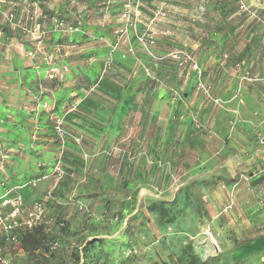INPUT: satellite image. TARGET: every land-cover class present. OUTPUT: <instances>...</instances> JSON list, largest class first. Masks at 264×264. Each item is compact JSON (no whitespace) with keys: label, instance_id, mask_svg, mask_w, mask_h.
Here are the masks:
<instances>
[{"label":"rangeland","instance_id":"374dc122","mask_svg":"<svg viewBox=\"0 0 264 264\" xmlns=\"http://www.w3.org/2000/svg\"><path fill=\"white\" fill-rule=\"evenodd\" d=\"M236 1L208 0L215 30L204 31V19L176 20L189 0H139L120 34L126 0H19L25 30L0 110V197H19V227L0 231V264H264V159H240L264 149V0ZM53 15L73 31L52 28ZM143 31L153 44L138 42ZM36 53L68 71L49 79ZM133 71L149 101L112 108Z\"/></svg>","mask_w":264,"mask_h":264},{"label":"crops","instance_id":"0c3cea01","mask_svg":"<svg viewBox=\"0 0 264 264\" xmlns=\"http://www.w3.org/2000/svg\"><path fill=\"white\" fill-rule=\"evenodd\" d=\"M14 1L11 2V3L5 4L3 6V10H10V11L13 12L14 21L16 22L15 24H10L0 14V28L2 30V34L0 35V95H1L0 96V110L5 112V113H7L8 109L4 110V108H2V106H1L2 99L4 100V99L8 98L6 96L7 95L6 90H8L6 85L8 83L5 84V82H4L5 81V74H4L5 67L7 66L9 61L11 62V61H14L15 59H19V31L21 32V34H23L24 30H25V28H23L24 24L21 23L20 20H19V15H21V14L24 15V13H25L24 12L25 10L22 9V8H24V4H20V6H21L20 7L19 6V0H16L15 2ZM83 1H86V0H83ZM91 1L98 2L99 0H91ZM207 1L208 0H189V2H192L191 13L189 14V16L184 18L182 13L176 14V20L179 21V25H182V27H185L184 24L189 22V21H198V22H201V23L206 21L207 24H199L198 23V25H200V30L203 29L204 31H210L211 28L213 30H215L214 21L212 22V24L209 23L212 20V17L210 16L209 13H207V5L205 4ZM239 1L240 0L236 1L237 4H238ZM244 1H246V3L248 2L249 4L254 3V5H258V3H260V2L255 1V0H244ZM182 4H183V1H182ZM62 10L64 11V14H66V15H69L71 13V11H70L71 8H67L66 5H62ZM51 11H53L54 14H57L59 12V7L58 6L56 7L54 5V8L51 9ZM99 11L100 12L96 11V13H94V14L97 15V13H102V18H103V16L105 17V16H108L110 14V13L109 14H105L103 12V9H100ZM111 12H112V10H111ZM87 16L88 15L86 14V17ZM109 16L106 17V20L109 19ZM92 17H93V15H92ZM202 19H204V21ZM214 19H219V17L218 18H214ZM99 20L100 21H97V22H99L98 25L101 26L102 25L101 24V20L102 19H99ZM221 20L222 19L220 18V21ZM97 22L96 23H92L91 25H97ZM19 23H21V24L19 25ZM37 25H39V24H37ZM107 26L108 25L105 24V25H103V28L106 29ZM115 27L117 28L118 25L117 24L114 25L112 27V29L115 28ZM166 32L169 33L170 31L167 30ZM44 38L45 37H43V39ZM43 41L44 40H42V42ZM30 43L33 44L32 41ZM183 45H185V43ZM188 45L190 46L192 44L188 43ZM30 46L31 45H27V46L22 47V48L27 49V47L30 48ZM182 47H184V46H182ZM47 52H54V50L53 49H48ZM120 53L121 52L118 51V50L115 53V58H118V60H120L119 59L120 58ZM34 58L35 59H39V61L43 62L42 54L39 55L38 53H36V57H34ZM28 59H29L28 63L32 64L33 60L31 58H29V57H28ZM130 59L131 60H129V61H131V63H132L133 58L130 57ZM61 64H68V63L67 62L66 63L63 62ZM133 73L135 75L133 76L132 83H126V85H122L123 88L121 90H119V92L113 93L114 98H115L116 101L113 104L112 108H130V109H132L131 112L135 111V108H145L146 101H149L148 99L145 101V97L149 96L147 90L145 89L147 87V85H148L147 84L148 81H147V79L145 78V76L142 73L140 74L138 72V74H137V72H135V71H133ZM68 75L69 74L67 73V75L65 77L66 80L68 78ZM135 86L136 87H140L141 86V87H143V90L138 92V93H136ZM160 94H162V92L157 90V93L155 94V97H160L159 96ZM5 97H7V98H5ZM165 99L168 100L169 98H166V96H165ZM127 100H128V102H126ZM161 101L162 100L160 99V101H157V103L161 102ZM84 104L86 106V103H84ZM147 104H148V102H147ZM0 118L3 119V120L0 119L1 124H2V121H4L6 123V117L5 116H1ZM235 157L237 158V156H235ZM240 159H242L243 161H249V164H251V165L253 164L254 165L257 160L261 161V160L264 159V149L263 148H261V150L256 149V150L252 151L251 154H248L245 157H240Z\"/></svg>","mask_w":264,"mask_h":264},{"label":"built area","instance_id":"2783aa9c","mask_svg":"<svg viewBox=\"0 0 264 264\" xmlns=\"http://www.w3.org/2000/svg\"><path fill=\"white\" fill-rule=\"evenodd\" d=\"M13 2L12 0H0V14L4 17L5 20H7L10 24H15L16 22L14 21V14L10 10H3V6L5 4ZM138 5L139 0H126L124 3L122 10L120 12V19L123 20V26L118 30L120 34L127 33L129 29L135 27V22L132 20L130 17V12L129 9L131 8L132 4ZM250 6L247 5L246 2L243 0L239 1V8L248 10ZM251 14H253V11H249ZM37 13V11H36ZM157 16L162 17L165 16L166 12L164 8L160 7L157 9L156 12ZM255 15V14H253ZM50 23L52 28H63L64 30L67 31H73V27L71 24H67L63 19L57 17V16H51L50 17ZM34 39V41L37 42V44L42 43V28L40 26H36L33 28V30L29 31ZM2 34V30L0 28V35ZM138 42H140L143 45H151L154 43V39L152 35L148 34L146 31L141 32L138 35L137 38ZM28 56L33 57L34 54L30 50ZM168 56L171 59H174L177 64L182 65L183 63L192 60L191 56L182 52V51H173L168 54ZM43 62L46 64L47 69H46V77L49 79H57L61 77L62 74L68 71V68L66 66H59L56 64V61L54 59L53 54L51 53H44L43 56ZM109 66V64H107ZM106 65L104 66L105 70ZM194 69L198 72V81H197V89L201 90L202 93L206 96H209V86L204 84L200 79V70L197 67V64L194 63L193 65ZM64 72V73H63ZM149 75V73H147ZM60 122H57V125L55 126L56 129L60 132L59 128ZM264 173V172H263ZM19 197H15L13 199L7 197L6 195L0 197V231H10L14 228L19 227V220L17 219V215L19 213ZM7 208H11L10 212L8 214L5 213V210ZM12 239L15 240L17 237L15 234H12Z\"/></svg>","mask_w":264,"mask_h":264},{"label":"trees","instance_id":"16d2710c","mask_svg":"<svg viewBox=\"0 0 264 264\" xmlns=\"http://www.w3.org/2000/svg\"><path fill=\"white\" fill-rule=\"evenodd\" d=\"M173 218L174 217L172 215H169L168 218H167V220H166V222H172L173 221ZM106 259H108V258H106ZM106 259L102 262V264H106V262H107ZM124 261L126 262V260H124ZM124 261L120 262L119 264H125ZM133 264H137V263L133 262Z\"/></svg>","mask_w":264,"mask_h":264}]
</instances>
